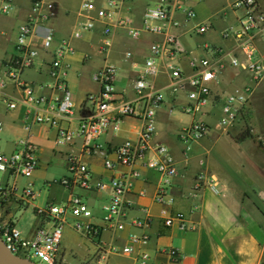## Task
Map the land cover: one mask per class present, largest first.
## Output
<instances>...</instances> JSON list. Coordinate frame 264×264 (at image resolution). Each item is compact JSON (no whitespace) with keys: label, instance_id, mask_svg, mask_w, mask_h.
<instances>
[{"label":"crops","instance_id":"obj_1","mask_svg":"<svg viewBox=\"0 0 264 264\" xmlns=\"http://www.w3.org/2000/svg\"><path fill=\"white\" fill-rule=\"evenodd\" d=\"M34 0H12L8 12H0V98L2 95L17 99L14 108H7L0 100V150L10 152L16 140L21 136H28L39 150V165L28 177H16L17 189L12 191L1 208L5 218L13 219L18 226L20 216H15L16 210L33 211L31 220L25 227H19L26 237H32L42 218L34 211V206H43L46 202H61L66 199L71 190L80 194L92 210V215L83 217L95 223L102 222L104 204L110 193V188L68 187L60 182V178L69 174L68 159L71 154H78L85 161L95 179H108L114 170L103 164L104 153L113 150L125 139H136L140 126V116L123 115L117 128L110 125L100 134L88 148H83L82 139L75 137L64 143H56V128L44 123H32L29 130L25 128V106L20 100L18 86L7 77V60L11 56L22 54L17 46V29L23 22ZM54 3L50 16L40 21L28 38L30 46L37 50L31 65L21 71V77L35 85L39 92L49 94L51 76L50 61L62 39H68L73 50L63 58L66 68L68 88L74 101L73 114L61 118V123L75 126L78 119L91 112L90 106L84 103L87 93L98 91L100 83L93 78V72L104 63L116 66L113 78L114 94L117 97L133 100L136 97L134 82L143 65L144 58L149 53L151 42L160 40L165 33L175 34L184 52L171 57L160 56L156 62L162 70L153 77V85L162 94V102L156 112V132L152 143H164L168 146L176 165L170 192L174 201L170 209L181 210L185 214L187 227L181 228L177 224L166 225L160 209L162 204L154 200V194L161 173L143 164L142 159L131 165L116 166L117 170L136 168L139 175L135 178L133 188L129 193L133 203L127 208L124 226L118 232L104 230L101 236L119 244L131 243L136 248L141 245L129 239V233L137 234L146 231L148 240L142 244L151 254L150 264L166 262L168 264H261L264 255V206L261 189L254 177H236L225 175L214 161L213 139L209 131L213 127L221 130L218 119L222 115L221 106L224 97L236 90L248 89L247 98L242 103L241 114L247 111L252 114L254 124L264 122V79L255 80L249 69L241 64L232 65L229 57H223L217 75L210 81V100L204 106L200 117L209 125V130L202 137L194 141L180 138L181 129L188 125L193 116L187 110L188 84L183 82L176 89L171 86V78L165 69L168 59L177 63L183 72L194 70L191 64L193 56L210 55L215 57L206 47H221L235 54L240 61H244V54L232 36H225L223 31L229 25L237 26L238 11L231 7L233 0H186L185 7H192L196 17L186 19L185 9L176 8L166 21L161 32L142 30L137 37L129 34V28L140 26L144 8L159 0H118L114 15L125 17L124 25L114 24L110 30L111 43L103 50L101 48L103 28L107 22L101 17L100 8L107 0H93L94 8L81 10L82 0H51ZM264 5V0H259ZM88 17L94 21V26L84 31L81 36H74L73 30L78 28ZM197 21H208L209 27L202 32L195 28ZM46 27L52 28L53 40L48 48L41 44L42 34ZM264 53V42H258ZM127 51L130 54L127 55ZM141 103V102H140ZM139 103V105H140ZM111 116L118 114L110 111ZM216 118V119H215ZM226 132V131H225ZM226 134H230L226 132ZM235 143L249 138L236 140ZM252 141V140H251ZM254 143V141H252ZM255 144V143H254ZM151 153V151H150ZM206 170L218 179V189L209 185H202L195 190L194 183L197 173ZM51 171V172H50ZM48 173L51 174L48 176ZM2 182H10L12 178L8 172L1 174ZM31 182L35 196L28 203L21 196V189ZM151 214L148 226L139 227L132 224L135 216ZM22 213V212H21ZM66 227L78 234V238L68 237L61 240V255L65 264H81L90 257L95 250V242L84 236L74 226L76 217L66 214ZM63 231V232H64ZM173 245L179 248L181 255L177 261H171L164 248ZM109 264H137L134 252L128 254H112Z\"/></svg>","mask_w":264,"mask_h":264},{"label":"built area","instance_id":"obj_2","mask_svg":"<svg viewBox=\"0 0 264 264\" xmlns=\"http://www.w3.org/2000/svg\"><path fill=\"white\" fill-rule=\"evenodd\" d=\"M186 0H159L157 3L147 5L143 10L142 23L140 26L129 28V34L137 37L142 30L161 32L165 23L170 19L171 13L176 8L183 7L186 19L196 17V11L192 7H185ZM12 0H0V12H8ZM118 0H107L99 12L101 17L107 20L103 28L101 48L105 50L111 43L110 30L112 25H124L125 17L114 15ZM54 3L51 0H34L26 19L21 22L17 29L16 43L22 50L21 55L11 56L7 60V77L14 82L20 90V100L25 106V128L29 130L32 123H44L56 128V143H64L75 137L82 139L83 148L90 144L110 125L117 128L123 115H139L141 126L136 139H125L114 148V157L110 152L104 153L103 164L106 168L114 170L108 179H95L88 164L74 153L69 156V174L62 176L60 182L68 187L84 188H110V193L104 204L102 222L95 223L83 219L92 215V210L86 200L73 190L68 197L61 202H46L43 206H34L36 214L41 216L42 224L37 227L32 237H26L16 225L13 219L5 218L1 208L7 201L9 194L17 189L16 177L22 175L28 177L39 165V150L37 145L28 136L19 137L14 148L10 152L0 150V236L7 247L14 253L31 258L39 264H65L61 255V240L63 229L67 222L66 214L69 212L76 217L75 228L84 236L95 242L93 254L83 260L81 264H109L112 254H128L134 252L137 264H150L151 254L142 246L149 235L146 231L139 234L129 233V239L140 243L134 248L131 243L119 244L101 236L104 230H110L115 234L124 226L127 208L133 203L129 193L133 188L134 180L139 175L136 168L117 170L116 166L131 165L142 159L144 165L154 168L161 173V179L157 184L154 200L161 203L160 213L166 225L177 224L181 228L187 227L185 214L181 210L170 209L174 196L170 192L173 176L176 174V165L168 146L164 143H152L156 132V112L162 102V94L153 85V77L162 67L156 62L160 56L171 57L176 53L184 52L178 37L170 32L165 33L162 39L150 43L149 53L144 58L143 65L135 79L134 87L136 97L133 100L117 97L114 94L113 78L116 66L112 63H104L93 72V78L100 83L98 91L89 92L84 98L91 108L89 114L78 119L75 126L61 123V118L73 114L74 101L68 88L66 68L63 63L64 56L73 50L68 39L64 38L55 50L54 57L50 61L49 73L52 91L47 94L39 92L35 85L21 77L23 68L32 64L37 50L30 46L28 38L35 26L42 20L47 19L52 13ZM231 7L238 11L237 26L229 25L224 28L225 36H232L239 49L244 54V61L232 54L229 50L221 47L207 45V49L215 56H193L191 64L193 72L185 73L181 67L170 59L165 64V69L171 78V86L176 89L186 82L187 104L185 110L192 114L191 122L184 126L179 135L182 140L194 141L209 130L208 123L200 117L204 112V106L210 100V81L217 75L223 57L228 56L232 65L241 64L249 69L255 80L264 79V53L261 52L258 42H264V5L259 0H233ZM94 8L93 0H82L81 10ZM208 21H197L195 28L198 32L205 31L209 27ZM94 21L88 17L78 28L73 30L74 36H81L84 31L92 29ZM52 28L46 27L42 34L41 44L48 48L53 40ZM130 51H127V55ZM3 82L0 81V85ZM247 91H234L228 93L221 106L222 115L218 119L220 128L227 127L241 113L242 103L247 98ZM1 102L7 108H14L17 99L2 95ZM141 102V103H140ZM140 103V105H139ZM111 110L118 114L113 117ZM2 120L0 119V127ZM151 151V153H150ZM8 172L12 178L10 182H2L1 174ZM202 185H209L214 190L218 189V179L206 170H200L195 178V190ZM21 196L31 203L35 196V190L31 182H27L21 189ZM264 206V196L261 198ZM151 214L135 216L132 224L145 227L151 221ZM171 261H177L181 252L178 247L169 245L164 248ZM154 264H168L158 262Z\"/></svg>","mask_w":264,"mask_h":264},{"label":"rangeland","instance_id":"obj_3","mask_svg":"<svg viewBox=\"0 0 264 264\" xmlns=\"http://www.w3.org/2000/svg\"><path fill=\"white\" fill-rule=\"evenodd\" d=\"M260 120L259 124H254L252 114L247 111L236 117L227 127L220 128L224 131L212 126L209 134L213 139L214 161L221 172L234 179L238 176L241 178H245V176L254 177L257 185L264 189V122H262V118ZM225 131L236 140L249 139L235 143L230 139V134H226ZM50 175L48 173V176ZM32 214L33 211L30 208H27L26 211L16 210L15 216L21 217L17 223L18 227L27 226ZM261 219L264 222L262 214ZM67 237L74 240L78 238V234L65 228L63 239Z\"/></svg>","mask_w":264,"mask_h":264},{"label":"water","instance_id":"obj_4","mask_svg":"<svg viewBox=\"0 0 264 264\" xmlns=\"http://www.w3.org/2000/svg\"><path fill=\"white\" fill-rule=\"evenodd\" d=\"M0 264H39L35 260L12 252L0 236Z\"/></svg>","mask_w":264,"mask_h":264},{"label":"trees","instance_id":"obj_5","mask_svg":"<svg viewBox=\"0 0 264 264\" xmlns=\"http://www.w3.org/2000/svg\"><path fill=\"white\" fill-rule=\"evenodd\" d=\"M261 264H264V260H263V258H262Z\"/></svg>","mask_w":264,"mask_h":264}]
</instances>
